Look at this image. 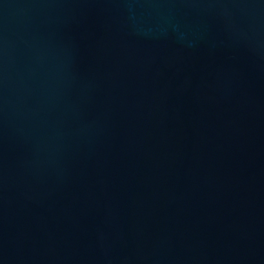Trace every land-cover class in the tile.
I'll return each mask as SVG.
<instances>
[{"label": "water", "instance_id": "water-1", "mask_svg": "<svg viewBox=\"0 0 264 264\" xmlns=\"http://www.w3.org/2000/svg\"><path fill=\"white\" fill-rule=\"evenodd\" d=\"M0 264H264V0H0Z\"/></svg>", "mask_w": 264, "mask_h": 264}]
</instances>
